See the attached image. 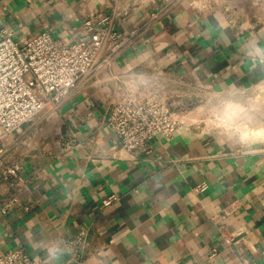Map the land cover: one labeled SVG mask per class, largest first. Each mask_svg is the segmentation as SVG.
I'll list each match as a JSON object with an SVG mask.
<instances>
[{
    "label": "crops",
    "instance_id": "obj_1",
    "mask_svg": "<svg viewBox=\"0 0 264 264\" xmlns=\"http://www.w3.org/2000/svg\"><path fill=\"white\" fill-rule=\"evenodd\" d=\"M162 2L147 0L116 19V31L141 26ZM112 8L109 0H0V36L9 31L21 42L46 29L71 41L85 35L84 20ZM258 12L236 20L222 6L198 12L182 3L138 35L114 72L152 59L184 84L262 86ZM93 87L78 86L9 148L22 185L20 205L0 212V250L22 248L37 264H264V136L182 129L151 140L148 152H126L102 121L112 86ZM256 114L264 119V110ZM263 121L249 124L262 129ZM82 230L86 244L74 257L68 242Z\"/></svg>",
    "mask_w": 264,
    "mask_h": 264
},
{
    "label": "built area",
    "instance_id": "obj_2",
    "mask_svg": "<svg viewBox=\"0 0 264 264\" xmlns=\"http://www.w3.org/2000/svg\"><path fill=\"white\" fill-rule=\"evenodd\" d=\"M109 1L113 3L111 14H93L84 20L81 28L85 35L71 41L54 37L46 29L21 42L13 39L9 31L0 36L1 213H10L20 205L18 192L22 184L18 173L19 162L9 156V148L16 143L24 126L44 116L51 117L55 107L81 85L90 89L93 86H112V97L102 121L120 149L126 152H148L151 140L159 136L170 139L182 129L210 135H226L230 132L227 130L230 125H245L253 130L239 117V110H247L250 102L242 105L236 98L261 101L264 105V85L214 90L209 86L184 84L179 77L160 73L152 59L142 63L138 70L123 74L114 72L115 62L136 43L138 35L159 23L170 8L187 3L198 12L219 6L226 12H234L239 10V6L220 0H163L158 6L151 5L141 26L119 34L115 29L116 19L129 11L139 10L147 0H126V4L124 1L120 4L122 0ZM252 1L259 5V9H264V0ZM198 91H204L217 101L218 111L221 112L213 117L217 121L216 128L220 127L217 132L191 127L196 121L189 118L190 111L182 104H173V100L178 101ZM226 112L230 117H222ZM219 114L222 118L217 117ZM8 189H14L15 193H10ZM112 199L113 196L107 198L104 205ZM27 208L24 206V209ZM86 239L87 233L82 230L68 242V250L74 257L80 256ZM0 264L37 262L22 248H13L0 250Z\"/></svg>",
    "mask_w": 264,
    "mask_h": 264
},
{
    "label": "rangeland",
    "instance_id": "obj_3",
    "mask_svg": "<svg viewBox=\"0 0 264 264\" xmlns=\"http://www.w3.org/2000/svg\"><path fill=\"white\" fill-rule=\"evenodd\" d=\"M220 1H227L229 4L234 3V6H239V10L235 12H229L230 15H233L236 20H241L244 18H249L250 15L253 13H260L258 12L259 5L256 3H253L252 0H246V1H241V0H220ZM225 6V3H223ZM257 7V8H256ZM261 7V6H260ZM242 10V12L240 11ZM250 10H255V11H250ZM185 97L186 101L182 103V106L187 109V111H190L189 118L194 122V124L191 127H194L196 129L198 128H206L209 131L212 132H217L220 127L216 128V120L213 118L216 113H221L218 111L217 107V101L213 99L211 96L207 95L204 91H198L197 93H192L188 94ZM229 99V98H227ZM237 102L241 103L242 105H246L250 102V106L247 107V110H243V108L239 111V117H241V121L245 122L246 124L249 125V127L252 129H260L257 127H254L252 124L253 121L257 120L262 122L264 119L259 118V115L256 113H259L260 111L264 110V105H262L261 101L255 102V101H246L244 97H237ZM244 102V103H242ZM254 102V105H253ZM49 107V106H48ZM230 112V111H229ZM229 112H226L227 114H224L222 117H230ZM256 112V113H255ZM232 114V112H231ZM217 117L222 118L221 114L217 115ZM264 117V116H260ZM54 117H52V120ZM261 119V120H260ZM50 121L52 123L53 121ZM264 122V121H263ZM43 122L40 123V125H43ZM196 124V125H195ZM222 126V125H220ZM264 128V125L262 126ZM231 132V131H230ZM228 132L226 135H232L233 133Z\"/></svg>",
    "mask_w": 264,
    "mask_h": 264
},
{
    "label": "clouds",
    "instance_id": "obj_4",
    "mask_svg": "<svg viewBox=\"0 0 264 264\" xmlns=\"http://www.w3.org/2000/svg\"><path fill=\"white\" fill-rule=\"evenodd\" d=\"M227 130L236 133L241 140H248L255 136H264V128L252 131L245 125H230Z\"/></svg>",
    "mask_w": 264,
    "mask_h": 264
},
{
    "label": "bare ground",
    "instance_id": "obj_5",
    "mask_svg": "<svg viewBox=\"0 0 264 264\" xmlns=\"http://www.w3.org/2000/svg\"><path fill=\"white\" fill-rule=\"evenodd\" d=\"M46 128H47V127H46ZM45 130H46V129H45ZM252 131H256V129H253ZM39 133H40V132H39ZM39 133H38V134H39ZM36 134H37V133H36ZM40 134H41V133H40ZM41 136H42V135H41Z\"/></svg>",
    "mask_w": 264,
    "mask_h": 264
}]
</instances>
